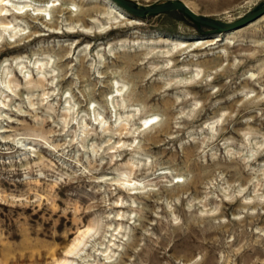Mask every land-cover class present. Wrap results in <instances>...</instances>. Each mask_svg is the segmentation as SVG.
Returning <instances> with one entry per match:
<instances>
[{"label": "rangeland", "instance_id": "1", "mask_svg": "<svg viewBox=\"0 0 264 264\" xmlns=\"http://www.w3.org/2000/svg\"><path fill=\"white\" fill-rule=\"evenodd\" d=\"M31 1L55 26L0 12V264H55L87 228L76 264H264V21L210 46L181 10ZM180 1L224 21L264 2ZM176 37L203 47L159 57Z\"/></svg>", "mask_w": 264, "mask_h": 264}, {"label": "bare ground", "instance_id": "2", "mask_svg": "<svg viewBox=\"0 0 264 264\" xmlns=\"http://www.w3.org/2000/svg\"><path fill=\"white\" fill-rule=\"evenodd\" d=\"M104 1L106 2V4H108L110 6L109 8L111 11L110 10L107 11V14L105 16V19L108 21V23L110 25L118 24L119 23L118 22L119 17L121 19L127 20L126 16L124 15L125 10L119 4H117L113 0H104ZM12 2H16V8L18 9V13L16 14L17 17L27 18L29 21H31V23L33 24L32 29L38 30L37 29L38 26H35V25L39 21L45 23L46 25H48L50 27L55 26L54 23H50V22L46 21L45 14L43 13V11H46V10L38 8V9H35V11H38L37 14H34V15L31 14V11L28 9L30 7V5L32 4V1L30 2V0H17V1L16 0L15 1H13V0H0V12H1V14L6 13V15H7L9 13V9L7 7L13 5ZM47 3H50V2H47ZM38 7H40V6H38ZM59 11L62 12L63 14H65L69 18V20H72V22L75 21V19H73V15H72L73 13H71V9L69 7H62L61 9H59ZM92 11L87 10V12H84V11L81 12L77 16V19L85 21L87 16L93 15ZM127 13H129V12H127ZM2 16L3 15H1V17ZM117 16H119V17H117ZM257 21H264V15L261 18H259L258 20H256L255 22H257ZM255 22H252L251 24H253ZM128 24L132 25V26L133 25H140V23H138V22L136 23L135 21L134 22L129 21ZM251 24H249L248 26H250ZM10 25H11V23L4 24L3 27L5 30H9L11 28ZM248 26H246V27H248ZM241 29H243V28H240V29H237L234 31H230V32H222V33H224V35L221 34L220 36L217 37V38H221V40L218 39L216 42L212 43L210 46L217 45L220 42H226V44H231V40H233L235 38L236 33ZM175 41H179V43H177V42L175 43ZM172 42H174L175 46H177L178 48H175V49L168 48L170 46L169 43H172ZM182 42H184V40H182L181 38H177V37L175 40L174 39L170 40L169 38H161L160 39V45H162L163 47H167L169 50L166 52H163V53L159 52V54H158V55H160L159 57H162V56L163 57H171L172 59H174L176 61V59L180 55L186 53L187 51H192V50H196V49L203 47V45H201L199 47H194V45L184 46V44ZM186 42H187V40H186ZM180 43H182V45ZM252 76H254V75H252ZM111 87H112V89L115 88L114 85H112ZM9 89H11V88L9 87ZM117 90H118L117 92H121L120 89H117ZM113 94H115V91H112L111 95L113 96ZM108 100L109 99L107 97L105 99V102H107ZM89 104H91V102H89ZM87 110L90 111L89 108ZM156 117H157V115H152L150 117H146L145 119H143V121H144L145 125L150 124V123L152 124V122L157 119ZM100 124H103V122H101ZM138 184L135 183L134 180L129 179V180H126V183L122 184V186H123V188H125L128 191V193L137 194L139 189H140ZM95 234H96V232L94 230H92L91 228H87L86 230L81 231L79 233L78 237L75 239L73 245L66 251L65 258L57 261L55 264H76V262L82 258V251L86 249L87 243L91 240L92 237H94ZM52 257H56V251H53ZM107 258H109V257H107ZM109 259H111V258H109ZM106 263H109V262H106Z\"/></svg>", "mask_w": 264, "mask_h": 264}, {"label": "water", "instance_id": "3", "mask_svg": "<svg viewBox=\"0 0 264 264\" xmlns=\"http://www.w3.org/2000/svg\"><path fill=\"white\" fill-rule=\"evenodd\" d=\"M113 1L119 4L125 11L129 12L130 14H133L134 16L141 18L146 17L150 14H159L171 10H181L182 12L189 15L196 22L210 27H214L220 32H230L243 28L245 26H248L252 22H255L264 15V2L254 7L243 17L237 20L224 21L196 13L191 8H189L184 2L180 0L165 2L158 5H149V6L140 5L132 0H113Z\"/></svg>", "mask_w": 264, "mask_h": 264}]
</instances>
